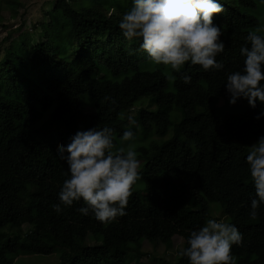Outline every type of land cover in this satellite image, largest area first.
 <instances>
[{"label": "trees", "instance_id": "16d2710c", "mask_svg": "<svg viewBox=\"0 0 264 264\" xmlns=\"http://www.w3.org/2000/svg\"><path fill=\"white\" fill-rule=\"evenodd\" d=\"M221 2L224 11L213 14V23L223 32L225 49L216 58L224 68H186L192 76L187 85L169 66L150 61L138 39L121 35L118 20L131 0H54L50 18L39 23L36 42L21 33L3 48L0 264L57 248V264H141L146 240L170 247L179 235L184 247L190 231L212 218L211 202L242 233L240 245L231 249L235 264H264V205L256 217L248 215L254 188L244 159L264 135V117L254 119L264 104L223 114L217 104L220 99L228 103L226 73L241 66L239 48L258 24L247 12L255 0ZM166 70L173 90H166ZM105 95L115 103L104 101ZM145 98L155 107L137 110L134 119L141 130L171 134L138 169L143 187L131 186L126 215L102 223L78 213L79 202L54 212L67 167L58 147L75 131L96 125L112 127L115 141L128 128L125 113ZM230 106L225 107L232 111ZM158 260L188 264L180 256L174 262Z\"/></svg>", "mask_w": 264, "mask_h": 264}, {"label": "clouds", "instance_id": "9594fccd", "mask_svg": "<svg viewBox=\"0 0 264 264\" xmlns=\"http://www.w3.org/2000/svg\"><path fill=\"white\" fill-rule=\"evenodd\" d=\"M223 11L221 0H131L118 20V28L126 40H139V48L150 61L169 66L187 85L192 76L186 68L199 66L205 72L224 68L223 61L216 58L225 49L223 32L213 23V14ZM244 41L239 48L242 64L226 73L224 87L229 104L241 98L256 108L258 102L264 104V29L249 31ZM103 99L115 103L109 95ZM261 117L264 108L254 119ZM127 120L129 125L137 123L132 115ZM113 133L107 125L79 129L67 144L58 147L57 156L67 167L57 202L51 206L54 212L60 214L79 202L78 213L91 214L102 223L126 215L131 186L140 176V161L136 152L124 145L131 144L136 133L132 127L126 128L119 136V146ZM244 159L254 188L248 215L254 218L264 205V135L249 146ZM241 241L242 233L234 223L209 218L190 231L177 255L186 258L188 264H235L231 249Z\"/></svg>", "mask_w": 264, "mask_h": 264}, {"label": "rangeland", "instance_id": "374dc122", "mask_svg": "<svg viewBox=\"0 0 264 264\" xmlns=\"http://www.w3.org/2000/svg\"><path fill=\"white\" fill-rule=\"evenodd\" d=\"M0 0V57L3 55V48L8 45L9 42L18 41V36L21 33H29L32 41L36 42L41 36L42 31L40 30L39 23L47 21L50 16V9L52 8L54 0ZM247 12L253 14L257 20L258 24L249 28L250 31H254L257 28L264 29V4L260 3V0H255V5L248 8ZM169 75V71L166 70ZM166 90H173V78L169 75L168 84ZM221 106L223 111L220 112H241L245 109L248 104L246 99L238 98L236 103L231 104L230 111L228 109V103H225L223 99H220L217 103ZM141 107L154 108L155 104L151 102L148 98L139 100L136 105L127 111L125 116L136 115L137 110ZM237 108V109H235ZM218 112L219 114H221ZM221 114V115H222ZM136 120V119H135ZM134 125L136 129L133 128V125H128L132 127L136 133V138L131 144H125V149L131 147L135 152L138 160L140 161L139 169L142 166V163L146 155L151 154L158 145L168 138L171 134V131L165 135H159L154 130H149L148 132H143L141 127L136 120ZM115 143L117 146L120 145L119 136H115ZM143 187V183L138 179L134 183V188ZM146 186L144 187V189ZM142 195L144 191H141ZM210 210L212 218L216 219H226L225 214L222 209L218 206L217 203H210ZM28 228L27 225L23 226V233ZM25 230V231H24ZM7 231V230H6ZM11 233L12 231H9ZM87 243H95V241H86ZM183 245V238L179 235H174L172 239V244L170 247H166L165 244L161 242L151 243L149 241H144L141 245L142 256L138 259L141 264H160L161 259H165L169 262H174L177 259V252ZM61 248H57L54 252L50 254H19L13 258V264H57L59 261V254ZM156 258V260H154ZM136 262L135 258H132V263Z\"/></svg>", "mask_w": 264, "mask_h": 264}]
</instances>
